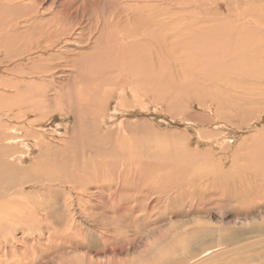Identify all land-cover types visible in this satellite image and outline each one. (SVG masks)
I'll use <instances>...</instances> for the list:
<instances>
[{
    "label": "rangeland",
    "instance_id": "obj_1",
    "mask_svg": "<svg viewBox=\"0 0 264 264\" xmlns=\"http://www.w3.org/2000/svg\"><path fill=\"white\" fill-rule=\"evenodd\" d=\"M234 1L240 3L238 8H240L242 4L245 3V1H248V3L252 1L249 4V9L252 11L258 10L257 7L264 6V0H226V3L222 2V4L220 1L217 3L218 5H215V13L218 14V16L222 15L224 18L226 17L225 20H228L231 17L229 19L231 20L234 18V16H236V12H230L231 10L228 11V7L226 8L225 4H230L232 6ZM45 8L47 9L48 5ZM257 13L260 12L257 11ZM171 68L172 67L170 65V71L173 70L171 71V74L172 72L175 74L176 71L174 70L176 69ZM149 72L151 73V71H148L147 73L149 74ZM63 77L67 78L63 75L62 77L57 76L54 82L50 83L52 85L49 83H44V86L42 84V86L40 85L35 87L23 84L15 88H8L6 90L0 89V93L3 92V95L0 94V97H2L3 101V104L0 106V116L2 117H0V122H2V126L0 125V132L4 133L6 136L10 134L16 135L14 129L24 127L25 132V127L30 128L29 122H31L32 119L38 121L42 120L40 122L42 125L41 127H39V123L34 125V129L36 130L35 133L42 135L44 134V136L48 139H46L47 142L43 146L41 157H43L42 160H48L43 161V163L51 162L48 163L50 165L53 163L51 166L47 164L44 166L45 168L42 169V179H48V181L42 184L41 188H43V190L40 187L37 188L38 190L36 188L32 190H25L24 194L27 197L25 195L19 196L18 194L16 195L17 198L15 197L17 200L19 199V202L21 201V208H26V211H29V214L26 216L27 218H25L23 215H21L20 218L17 215L18 213L15 214L12 212L11 218L8 220L4 219L0 223V264H86L89 262V260L94 262L98 260V262L103 263L104 261L102 260H105V264H114L115 262H118L115 264H231L232 259H235L237 262L240 259L238 262L239 264H264V99L262 97H257L255 94L249 95L248 93H245L246 90L243 87L238 86L233 82L232 85L228 87L224 86L222 83L226 89L214 87H210L211 89L206 88L205 91L208 90L210 94H213V96L215 92V94L218 93L219 95L226 97L221 112L219 113L217 111V105L215 101H213L210 97L202 96L205 95V91L202 92L203 94L197 96V92L195 93V90L184 92L179 84H177V86H173V88H168L171 89V91H164L163 95L169 93V100L167 99L168 102L170 101V103L172 102L173 106L175 105L174 107H168L166 106L168 103L165 104V101L167 100L163 99L161 95L163 92L160 90L148 91L147 89H140V92H138L134 98H132L128 93L129 95L127 94V98L123 104L118 103L117 97L113 96L103 106L98 107V110L101 113L96 121H92L90 120L91 118L89 115L85 113L80 114L76 112L77 110L69 109V102L71 101L69 98H67V95L64 94V92L67 91L62 89V92L54 85H61L57 83V79L59 82L64 84V81H62L64 80ZM237 77L238 76H236V78ZM27 80L30 82L32 78L29 77ZM222 84H220V86ZM240 84L243 85V80L240 82ZM248 84L250 87L247 88H253V79L252 82L248 81ZM57 92L60 93L58 94ZM170 93H172V95ZM152 95L159 103L154 102ZM162 99L164 106L161 104ZM61 100L63 102H61ZM179 101L182 104L179 103ZM221 103L223 102L221 101ZM64 104L68 107H65ZM42 105L43 107H41ZM40 107L42 109H40ZM50 111H52L54 114ZM212 113H215V115ZM7 121L10 125L7 123ZM185 121H190L189 123L191 124L186 125ZM253 122L254 124L250 128H246V125L250 126V124ZM195 133L201 137L203 144L202 142H200V144L196 142ZM26 134L27 133L25 132V136ZM71 134L72 136H70ZM182 136L185 137V139L181 138ZM206 138H209V140H206ZM107 139L110 141L108 142ZM95 140H97V142ZM210 140L213 141L209 143ZM27 141L29 143L27 147H25V150L21 149L24 147L20 148L17 146L18 143H16V145L14 141L5 142L10 143L7 144L9 145L8 148L10 147L9 149H11L13 144V146H17V148H19L18 152H20V154L26 153L27 151V155H24V161L20 164L18 163V156L11 159L14 163H18L16 164L17 169H22L23 171L26 170V172H28L26 173L27 176H34L37 174L36 169H34L36 168L34 160L38 158L39 149L35 146L33 147V142H30L28 139L24 140L26 143ZM110 142L112 143L111 145L108 144ZM173 146L175 147L174 150ZM178 146L181 147L178 148ZM44 147L46 149L48 148L49 150H46ZM77 147L81 148L78 149L79 152L81 150V154L75 151ZM182 147L185 149L184 152L181 149ZM176 148L177 150H181V152H175ZM66 149L69 155H67V153L65 154ZM73 149L76 153H73ZM52 150H54V152ZM118 150H120V152ZM60 151L61 153H59ZM113 151L114 153L117 152V155L116 153L114 154ZM12 152H14V150H12ZM57 152L59 153L60 157L61 155H67V158L70 157V159L68 158V160H65L67 163L63 162L66 156H64L63 159V156L61 159H59L60 157L58 156ZM52 153L53 156L49 155ZM70 153L75 155H71ZM112 155H116L117 157H113ZM76 156L78 159L75 158V160H79L80 158L79 161H76L77 163L73 161L74 157ZM84 156L86 158H84ZM81 158H84L83 160L87 159L86 161L88 165L85 161V163L82 162L83 160ZM164 158H166V161H163L165 160ZM58 159L60 160L58 161L59 165L57 164ZM231 159L234 160L235 163L233 166L231 165ZM92 162L94 163L93 166ZM99 162L101 164H99ZM220 162H225V169L220 170L219 165H216L220 164ZM181 163L183 164L176 165ZM120 164L122 165L118 167ZM54 165H58L59 168ZM89 165L92 166L93 170L91 169V166L89 168ZM125 165L128 168H126ZM149 165H151L152 168ZM31 166L32 168H30ZM68 166L74 167H72V171H70L71 169H69ZM76 166L78 167V171ZM103 166H106L107 168L103 169ZM131 166L133 167L131 168ZM65 167L69 169V174L67 173L68 169ZM80 167L84 168L85 174H83V169L80 171ZM121 167H125V170ZM111 168L112 170L110 172ZM168 169H171L172 175L170 174L171 171L169 172ZM196 169L201 170V172L205 173V175L208 177L216 174V170L217 172L220 171L219 176L221 181H218L219 176L217 175L218 177L212 176L210 178L202 179L203 181L193 180L194 183L192 182V186V183L191 185L189 184L190 180L188 179V174L190 170L193 171ZM61 170H63V174H68L69 177H67L68 175L65 176L62 173H59ZM113 170L118 171L114 172ZM161 171L162 173H160ZM180 171L183 172L180 173ZM99 172L100 176L102 175V179L100 176H98ZM52 173H54L53 176ZM86 173H89L87 174L89 176H86ZM139 173L144 174L141 175ZM186 173L188 174L185 175ZM222 173L224 175H222ZM125 174L126 176L128 175L127 178ZM167 175L169 176L167 177ZM178 175L180 177H178ZM80 176L84 177H81L80 179ZM90 176L92 179L89 178ZM110 176H113L115 180L117 179L119 181H113V177L111 178ZM135 176H137V178H135ZM182 176L185 177V181L182 179ZM88 178L91 179V181ZM97 178L101 179L102 182L101 180H98V182ZM134 178L136 179L137 183L134 181ZM212 178L215 179L213 180ZM103 179L106 182L103 181ZM240 179L242 183L240 182ZM66 180L69 182L66 183ZM79 180L82 181V185H80ZM153 181H156V183ZM237 181H239L238 185L240 187L236 185ZM123 182L125 183L123 184ZM195 182L198 185H196ZM216 182L219 183L217 184ZM96 183H101V185H97ZM152 183L154 184L151 185ZM208 184L216 185V187H214L212 190L211 188H208L209 190L206 188L209 192L204 191L201 193V189L205 188L204 186ZM221 184L223 186H221ZM233 184H235V186ZM84 185H88L90 188L88 186L85 188ZM189 185L192 188L188 187ZM82 187L84 188L83 191ZM101 187L105 190H102ZM198 187L200 190L197 189ZM236 187L239 189H236ZM99 188H101V190ZM168 188L172 189L169 190ZM219 188L226 192L225 197L228 198L225 201L223 200V202L220 201L222 199L219 191L222 190ZM115 189H117L118 192L115 191ZM120 189L123 191L125 189V191L122 193ZM75 190H77V193H75ZM79 190L82 192L80 191L79 193ZM238 192L241 196L238 194ZM40 193L43 194L41 195ZM120 193L121 195H119ZM164 193L167 197L164 195ZM30 194L32 195L30 196ZM210 195L212 197H210ZM92 196L94 197L92 198ZM20 197H24V199L22 200ZM216 197L220 199L217 200ZM168 198H171V201ZM214 198H216L215 201ZM237 198H240V200ZM29 201L31 206L30 204H27ZM0 212L1 214L3 213L2 210ZM20 212L21 209L19 210V213ZM107 214L108 217H106ZM116 214H118V216ZM13 215L15 216L13 217ZM141 217H143L145 220ZM106 220L107 222L110 221V223H105ZM123 223L124 225L122 226ZM34 227L37 228L35 229ZM201 231H210L212 234L211 236L210 234L209 236L205 234V238H201L202 242L200 239L195 243H187L191 235L197 234ZM236 232L240 234L238 241L234 243H221L223 237V239H225L229 233L231 234ZM218 241L221 243L220 245ZM108 249L112 252H106ZM208 249H210V253L204 255L207 253L206 250ZM102 251H105L106 254H104V252L102 253ZM188 252H190V254ZM229 257L233 258L230 259ZM111 260L112 262L109 263L108 261ZM181 260L185 261L186 263H181ZM236 261L233 260V262ZM237 262L233 264H238Z\"/></svg>",
    "mask_w": 264,
    "mask_h": 264
},
{
    "label": "bare ground",
    "instance_id": "obj_2",
    "mask_svg": "<svg viewBox=\"0 0 264 264\" xmlns=\"http://www.w3.org/2000/svg\"><path fill=\"white\" fill-rule=\"evenodd\" d=\"M220 1H221V3L222 2L226 3V0H0V89L6 90L8 88H12V87L15 88V87H18V86L23 85V84L24 85L27 84V86H35V87L40 86V85L42 86V84H43V86H44V83H46V84L47 83H49V84L53 83L54 80L57 78V76L62 77V75H63L65 77H67V78L63 77L64 80H62V81H64V84L59 82V80L57 79V83L61 84V85H57V84H54V85L57 88H59V90H61V91H62V89L67 91V92H64V94H66L67 98H69L71 101V102H69L70 103L69 109L70 110L71 109L77 110L76 112H78L80 114L85 113V114L89 115L91 118L90 120H92V121H96L98 119L100 113H101L98 110V107L103 106L113 96L117 97L118 103L123 104L127 98L128 93L131 95L132 98H134L137 95V93L140 92V89H147L148 91L149 90L150 91H154V90L159 91L160 90L161 92H163L161 94L163 99L169 100V93H167L166 95H163L164 91H168V92H169V90L171 91V89H168V88H173V86H177V84H179V86L184 90V92L185 91L189 92V91L195 90V93L197 92L196 94H197V96H199V95L203 94L202 92L205 91L206 88L214 87V88L226 89V87H224V86H227V87L231 86L232 82H233V83L237 84L238 86L243 87L247 91V92L245 91V93H248L249 95L255 94V96L262 97L264 99V6L263 7L260 6L261 8L257 7L258 10H254V7H253L254 11H252L249 9V4L252 1H250V3H248V1H245V3H243L240 8H238L240 3L236 2V1L233 2L232 6L230 4H225L226 8L228 7L227 8L228 11L231 10L230 12H232V11L236 12V16H234V18L229 20L231 17L230 18L227 17L229 19L225 20L226 17L224 18L222 15H219L220 16L219 17L218 14L215 13L216 8H214V7ZM47 5H48V8L46 9L45 7ZM257 11H259L260 13H257ZM229 38H231V39H229ZM170 65L172 67L171 69H173V68L176 69V70H174V71H176L175 74H173V72L171 74V71H173V70L170 71ZM148 71H151V73L149 72V74H148L147 73ZM236 76H238V77L236 78ZM29 77L32 78V80L30 82L28 81L29 79L27 80V78H29ZM252 79H253L254 87L253 88H247V87H250V85L248 84V81L252 82ZM242 80H243V85L240 84V82ZM222 83L224 84V86ZM220 84H222V85L220 86ZM50 85H52V84H50ZM180 87H179V90H180ZM232 88H234V87H232ZM202 89H204V90H202ZM12 90H14V89H12ZM53 91H54V89H53ZM208 92L209 91L206 90L205 95H202V96L212 98V100L215 101V103L217 105V111L220 113L221 109L224 105V101L226 100V97H223L222 95H219L218 93L215 94V92H214V96H213V94H210V92L209 93ZM2 93H0V94H2ZM57 93L59 94L60 92H57ZM12 94H13V92H12ZM58 94H56V95H58ZM153 94H154V92H153ZM157 94H158V92H157ZM170 94L172 95V93H170ZM157 97H158V95H157ZM182 97H183V95H182ZM46 98H48V97H46ZM152 98L154 99L153 95H152ZM163 99L161 100L162 105H163ZM175 99H176V97H175ZM139 100H141V99H139ZM168 100L165 101L166 102L165 104L168 103L166 106L174 107L175 105L173 106L172 102L170 103V101L168 102ZM221 101L223 103H221ZM61 102H63V101L61 100ZM154 102H157V99H154ZM157 103H159V102H157ZM157 103H154V104H157ZM179 103H181V102L179 101ZM2 104H3L2 97H0V106ZM64 106H65V104H64ZM177 106H178V104H177ZM41 107H43V105ZM41 107H40V109H42ZM18 110H21V109H18ZM50 112H52V111H50ZM39 113H41V112H39ZM166 114H168V113H166ZM212 114L215 115V113H212ZM75 117H76V115H75ZM45 119H48V118H45ZM32 120H31V122H29L30 128L25 127V132L28 134V136H27V134L25 136L24 127L14 129L16 135L10 134V135L6 136L4 133L0 132V211L1 210L3 211L2 214L0 212V223L4 219L8 220L9 218H11L12 212H14L15 214L18 213L17 215L19 217L21 215H23L25 218H27L26 216H27V214H29V211H26V208L25 209L21 208V204H20L21 201L19 202L18 201L19 199L18 200L16 199L17 198L16 195L17 194L19 196L25 195L24 194L25 190H32L34 188L37 189L38 187L41 188L42 184L44 182L48 181V179L43 180L42 179L43 177L41 176L42 175L41 173L43 172L42 169L45 168L44 166H46L48 163H51V162L43 163V161H48V160H46V159L42 160L43 157H41L42 151H43V146L47 142L48 139L44 136V134L42 135L39 133H35L36 130L34 129V125H36L38 123L40 124V122L42 120H40V119H39L40 121L34 120V119H32ZM83 120H85V119H83ZM101 120H102V118H101ZM189 122H186V125L187 124L190 125L191 123H189ZM1 123L2 122H0V125L2 126ZM7 123H8V121H7ZM85 124H87V123H85ZM99 124H101V123H99ZM198 124H200V123H198ZM253 124H254V122L251 123L250 126L246 125V128H250ZM41 126L42 125L40 124L39 127H41ZM5 127H6V125H5ZM36 127H38V126H36ZM10 132H11V130H10ZM102 134H103V132H102ZM105 134H107V133H105ZM70 136H72V134ZM111 138H112V136H111ZM181 138L185 139V137H183V136ZM195 138H196L197 143L200 144V142H202V144H203V140L201 139V137H199V135L197 133H195ZM26 139H28L30 142H33V147L35 146L36 148L39 149L38 158L36 160H34L35 164H36V168H34V169H36V172H37V174L34 176H30V175L27 176L26 173H28V172H26V170L23 171L22 169L16 168L17 167L16 164H18V163L20 164L21 162H23L24 157H25L24 155H27V151H26V153L20 154V152H18L19 148H17V146H19L20 148L24 147L21 149L25 150V147H27V145L29 143L28 141H27V143L24 142V140H26ZM207 139L209 140V138H206V140ZM113 140H114V138H113ZM5 141H8V142L14 141L15 144L18 143V145L16 144L17 146H13L14 145L13 144L11 149H9L10 147L8 148L9 145H7V144H10V143H6ZM61 141H62V139H61ZM95 141L97 142V140H95ZM109 141L110 140H108V142ZM116 141H117V139H116ZM212 141L213 140H210L209 143ZM89 142H90V140H89ZM111 142L108 144L111 145L112 144ZM64 143H66V142H64ZM77 143H79V142H77ZM96 144H98V143H96ZM24 145H26V146H24ZM77 146H78V144H77ZM107 146H109V145H107ZM113 146H114V144H113ZM122 146H123V144H122ZM181 146H182V144H181ZM181 146H178V148ZM45 147H46V145H45ZM117 147H118V145H117ZM109 148H111V147H109ZM55 149H56V147H55ZM61 149H65V148H61ZM78 149H81V148L77 147L75 151L81 154V150L79 152ZM174 149H175V147L173 148V150ZM181 149L184 152L185 149H183V147ZM12 150H14V152H12ZM46 150H49V149L47 148ZM70 150H71V148H70ZM102 150H104V149H102ZM176 150H177V148H176ZM176 150H175V152H178V151L181 152V150H177V151ZM52 151L54 152V150H52ZM72 151H73V153H76V152H74V149ZM118 151L120 152V150H118ZM69 152H71V151H69ZM186 152H187V150H186ZM44 153H46V152H44ZM59 153H61V151ZM59 153H58V156H59ZM66 153H67V149L65 151V154ZM113 153H114V151H113ZM115 153L117 155V152H115ZM70 154L75 155L72 153H70ZM96 154H97V152H96ZM99 154H100V152H99ZM49 155L53 156V153L49 154ZM67 155H69V154L67 153ZM67 155H61V157L63 156L62 159L64 158V156H66V158H64V161H63L65 163H67V161H65V160H68V158L70 159V157L67 158ZM116 155H114V156L112 155V156L115 157ZM16 156L19 157L18 163L17 162L14 163L11 159V158H14ZM61 157L59 159H61ZM119 157H120V155H119ZM31 158H32V156H31ZM75 158H77V156L74 157V160L72 159L75 162L80 160V158H79V160H77L78 158L75 160ZM84 158H86V157L84 156ZM84 158H81V159L83 160ZM59 159L57 160V164H58V161H60ZM138 159H139V156H138ZM164 159L165 160H163V161H166V158H164ZM86 160H83L82 162L85 161L87 164ZM90 160H91V158H90ZM96 160H98V159H96ZM63 162H61V163H63ZM140 162H142V161H140ZM242 162H244V161H242ZM69 164H70V161H69ZM99 164H101V163L99 162ZM182 164L183 163L176 164V165H182ZM234 164H235L234 160L231 159V165L233 166ZM48 165H50V164H48ZM58 165H54V166L59 168ZM93 165H94V163L92 162V166ZM121 165L122 164L118 165V167ZM133 165H134V163H133ZM140 165H142V164H140ZM152 165H153V163H152ZM216 165L217 166L219 165L220 170L225 169V162H220V164H216ZM90 166L91 165H89V168H90ZM92 166H91V169H92ZM123 166H124V164H123ZM149 166H151V165H149ZM68 167H69V169H71L70 171H72L73 166H71V167L68 166ZM85 167H87V166H85ZM103 167H101V168H103V169L107 168L106 166H103ZM125 167H126V165H125ZM132 167L133 166H131V168ZM145 167H146V165H145ZM154 167H155V165H154ZM30 168H32V166ZM87 168H86V172H87ZM121 168L124 169L123 167H121ZM126 168H128V167H126ZM131 168H130V170H131ZM151 168H152V166H151ZM175 168H177V167H175ZM66 169H68V168H66ZM69 169L67 170L68 174H69ZM81 169H83V172H84V168L80 167V171H81ZM113 169H114V167H113ZM115 169H118V168H115ZM179 169H182V168H179ZM54 170H55V168H54ZM111 170H112V168L110 169V172H111ZM58 171H60V170H58ZM62 171L63 170H61V172H59V173L63 174L64 172H62ZM77 171H78V167H77ZM89 171H90V169H89ZM104 171H106V170H104ZM113 171L116 172L118 170H116V171L113 170ZM168 171L170 172L171 169L170 170L168 169ZM138 172H136V173H138ZM181 172H183V171H180V173ZM219 172H217V170H216V174L208 177L207 175H205V173L201 172V170L196 169L193 171L190 170L189 174L186 173L185 175L188 174V177H189L188 179L190 180L189 184L191 185L193 180L203 181L202 179H205V178H210L212 176H217V175L219 176L220 175ZM244 172H245V170H244ZM65 173H66V171H65ZM97 173H95V174H97ZM132 173H133V171H132ZM144 173H139V174L142 175ZM160 173H162V171ZM53 174L54 173H52V176H53ZM68 174H63V175L66 176ZM83 174H85V172ZM87 174H89V173H86V176H89ZM95 174H94V176H95ZM105 174H107V173H105ZM170 174L172 175V171L170 172ZM222 175H224V174L222 173ZM98 176H100V172H99ZM125 176H126V174H125ZM127 176H126V178H127ZM144 176H146V175H144ZM144 176H142V177H144ZM168 176L169 175H167V177ZM57 177H58V174H57ZM67 177H69V175ZM81 177H84V176H80V179H81ZM101 177H102V175L100 176V178ZM178 177H180V176L178 175ZM89 178H91V176ZM124 178H123V180H124ZM130 178H131V176H130ZM135 178H137V176H135ZM144 178H146V177H144ZM218 178H219L218 179V181H219L220 176ZM75 179H77V178H75ZM91 179H89V180L91 181ZM95 179H96V177H95ZM101 179L97 178V181L98 180L100 181ZM104 179H103V181H105ZM182 179L185 181V177H183ZM241 179H240V182H241ZM68 180H70V179H68ZM116 180L113 177V181H116ZM132 180H133V178H132ZM243 180H244V178H243ZM79 181H80V185H82L81 184L82 181L81 180H79ZM117 181H119V180H117ZM134 181H136V179ZM68 182L69 181L66 180V183H68ZM101 182H102V180H101ZM238 182L239 181H237L236 185H238ZM124 183L125 182H123V184ZM136 183H137V181H136ZM154 183H156V181ZM154 183H152L151 185H153ZM186 183H187V180H186ZM193 183H192V186H193ZM233 183H235V182H233ZM90 184L92 185L91 182H90ZM99 184L101 185V183H99ZM99 184H97V185H99ZM159 184H158V186H159ZM195 184H196V182H195ZM85 185H86V182H85ZM165 185H167V184H165ZM190 185L188 187H191ZM196 185H198V184H196ZM233 185L235 186V184H233ZM233 185H232V188H233ZM45 186H43V187H45ZM87 186H85V188H87ZM221 186H223V185L221 184ZM241 186H243V185H241ZM88 187L90 188V186H88ZM117 187H119V186H117ZM122 187H123V185H122ZM204 187L205 188L201 189L202 190L201 193L204 191L206 192L208 188H211V190L214 189V187H216V185H213V184L209 185L208 184V185H205ZM218 187H219V185H218ZM238 187H240V186L238 185ZM101 188H99V189L101 190ZM120 188H121V186H120ZM156 188H157V186H156ZM41 189L43 190V188H41ZM53 189H55V188H53ZM68 189H70V188H68ZM74 189H76V188H74ZM83 189L84 188L82 187V191H83ZM99 189H98V192H99ZM103 189L104 188H102V190ZM117 189H115V191L118 192L119 189L118 190ZM122 189H120V191H122V193H123L125 191V189H124V191ZM171 189H169V190H171ZM197 189L200 190L199 187ZM219 189L222 190L221 188H219ZM234 189H235V187H234ZM236 189H239V188L236 187ZM254 189H256V188H254ZM211 190H210V192H211ZM224 190H226V189H224ZM230 190H231V188H230ZM61 191H62V187H61ZM75 191H76L75 193H77V190H75ZM80 191L81 190H79V193H80ZM158 191H160V190H158ZM235 191H238V190H235ZM235 191H233V192H235ZM207 192H209V191H207ZM219 192L221 194V199H222L220 201L223 202V200L225 201L228 199L225 197L226 196L225 191L222 190ZM219 192H218V194H219ZM104 193H105V191H104ZM213 193H214V191H213ZM229 193H231V192H229ZM247 193H250V192H247ZM40 194L42 195L43 193H40ZM81 194H83V193H81ZM99 194H97V195H99ZM215 194H216V192H215ZM238 194H239V192H238ZM241 194H243V193H241ZM31 195L32 194H30V196ZM61 195H62V193H61ZM78 195H80V194H78ZM119 195H121V193ZM164 195H165V193H164ZM56 196H58V195H56ZM165 196H164V198H165ZM257 196H258V194H257ZM24 197L23 198L20 197V198L23 200ZM34 197H35V195H34ZM63 197H64V195H63ZM93 197L94 196H92V198ZM109 197H110V195H109ZM171 197H173V196H171ZM210 197H212V196L210 195ZM242 197H244V196H242ZM216 198H214V201ZM172 199H174V198H172ZM219 199L220 198H217V200H219ZM93 200H95V199H93ZM238 200H240V198ZM26 201H28V200H26ZM53 201H54V199H53ZM102 203H104V202H102ZM27 204H30V201H29V203L27 202ZM75 204H77V203H75ZM94 204H96V203H94ZM106 204H107V202H106ZM116 204H117V201H116ZM134 204H135V202H134ZM25 206H22V207H25ZM30 206H31V204H30ZM54 207H56V206H54ZM114 207H115V205H114ZM14 208H15V210H14ZM20 209H21V212L19 213ZM132 211H134V210H132ZM129 212H130V208H129ZM96 213H97V211H96ZM101 213H103V212H101ZM119 214H120V212H119ZM116 215L118 216V214H116ZM148 215H150V214H148ZM14 216L15 215H13V217ZM106 217H108V214ZM36 218H38V217H36ZM115 218H117V217H115ZM141 218H143V217H141ZM133 219H135V218H133ZM26 222H27V220H26ZM108 222L110 223V221H108ZM108 222L106 220L105 223H108ZM123 225H124V223L122 224V226ZM125 225H126V223H125ZM36 226H37V224H36ZM108 226H109V224H108ZM126 227H127V225H126ZM115 229H117V228H115ZM134 229H136V228H134ZM131 230H133V229H131ZM209 232L210 231H205V232L201 231L197 234H193V235H191L190 239H188L189 241L187 243H189V242L195 243L197 240H200L201 238H205V236H204L205 234H207L208 236L210 234V236H211L212 233L211 232L209 233ZM8 233H9V229H8ZM14 233H16V232H14ZM117 237H119V236H117ZM223 238H222V242H221L222 244L234 243V242L238 241V239L240 238V234H238L237 232L231 233V234L229 233V235L225 239H223ZM201 242H202V239H201ZM221 243L219 242V245ZM70 244H72V243H70ZM129 244H130V242H129ZM127 246H129V245H127ZM80 247H82V246H80ZM114 248H117V247H114ZM110 250H112V249H110ZM116 250H118V249H116ZM153 250H155V249H153ZM105 251H102V253L104 252V254H106ZM108 251H109V249L106 252H108ZM206 251H207V253L206 254L203 253L204 255H207L210 253L209 252L210 249H208ZM109 252H112V251H109ZM149 253H151V252H149ZM188 253L190 254V252H188ZM185 256H186V254H185ZM96 257H97V255H96ZM232 258H230V259H232ZM91 260H92V258H91ZM112 260H113V258H112ZM112 260L108 261V262L110 263V262H112ZM233 260L236 261L235 259H232L231 264L237 262V261L233 262ZM102 261H104V263L98 262V260L95 262L89 260V262H87L86 264H105V260H102ZM239 261H240V259H239ZM183 262H185V261H182L181 263H183ZM115 263H118V262H115ZM166 263H169V262H166Z\"/></svg>",
    "mask_w": 264,
    "mask_h": 264
}]
</instances>
